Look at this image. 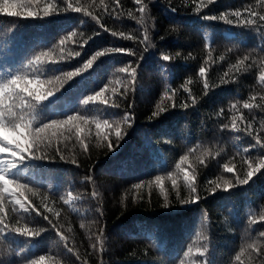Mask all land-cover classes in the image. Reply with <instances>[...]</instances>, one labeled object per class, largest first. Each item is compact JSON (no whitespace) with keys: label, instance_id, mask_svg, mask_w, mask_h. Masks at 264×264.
<instances>
[{"label":"trees","instance_id":"16d2710c","mask_svg":"<svg viewBox=\"0 0 264 264\" xmlns=\"http://www.w3.org/2000/svg\"><path fill=\"white\" fill-rule=\"evenodd\" d=\"M18 2L22 13L39 10L41 15L0 13V83L21 72L48 80L82 67L97 51L125 49L99 57L91 68L37 103L34 124L74 114L101 122L121 121L125 114L130 119L121 124L122 139L117 141L112 131L113 150L97 137L93 123L88 134H82L87 150L72 130L55 137L50 145L45 142L35 153H0V160L15 162L8 178L33 190L20 197L27 212L8 197L6 223L11 228L41 230L31 237L6 230L0 235V264H31L40 256L46 258L45 264H261L264 256L246 245L255 241L257 252L264 250L260 235L264 232V169L247 184L236 180L246 178L245 159L264 155L251 148L254 136L264 137V85L259 80L264 71V22L245 26L232 13L239 9L247 17L246 9H251L264 14V0H214L211 4L208 0H143L148 4L143 27L137 23L141 13L135 0H120L118 8L115 0ZM69 3L86 7L109 31L83 11L68 9ZM48 4L58 10L44 17L42 9ZM222 14L225 19L219 18ZM204 16L217 19L204 20ZM145 27L150 37L146 43L153 45L147 52L140 43ZM112 31L134 39L113 37ZM70 32L77 35L67 40L65 59L59 60L60 40ZM49 50L57 63L28 65L35 55ZM76 51L81 55L67 56ZM162 55L173 59L164 62ZM245 56L249 59L244 60ZM237 61H243L239 70ZM129 64L138 68L139 84L135 95L129 90L125 99L121 93L126 74L118 69ZM106 85L108 105L99 100L81 103ZM113 87L116 94L111 92ZM113 101L120 108L110 107ZM245 102L253 108H244ZM130 104L134 107L129 108ZM184 104L188 107H181ZM153 112L157 115L152 116ZM233 116L245 118L238 122L240 128L251 123L253 134L234 131ZM245 148L250 149L248 153ZM182 155H188L182 167L195 176L199 192V199L187 205L177 199V192L180 198L189 197L183 173L176 168ZM226 164L232 172L224 170ZM156 176L162 177L163 194L149 183ZM169 176L176 180L175 187ZM225 180L233 185L228 191ZM141 182L140 189L132 187ZM165 195L168 208L163 207ZM97 237H102L103 249Z\"/></svg>","mask_w":264,"mask_h":264},{"label":"snow or ice","instance_id":"6c2138e0","mask_svg":"<svg viewBox=\"0 0 264 264\" xmlns=\"http://www.w3.org/2000/svg\"><path fill=\"white\" fill-rule=\"evenodd\" d=\"M32 2L39 3V0H32ZM136 4L138 5L137 10L141 13V16L139 19H137V23L140 24L142 27L145 25V16L148 11V4L144 3L143 0H135ZM214 0H208V3H213ZM115 6L121 7L120 0H115ZM22 7L21 3L18 2V0H0V13L6 14L8 16H27V17H39L41 15V11H32L28 10L25 12L19 11V9ZM200 4H197L195 11H200ZM68 9H71L75 12H84L86 15L92 16V19L96 21L97 24H100V26L104 29L105 32L109 31L107 27H105L101 21L93 15L91 11H89L86 7L83 6H76L73 7L71 3L68 4ZM57 6L54 4H48L43 7L42 14L44 17L52 15L53 11H57ZM173 11L176 9L173 8ZM64 11H67V9H64ZM247 11V17L242 16V12L237 9L232 13L233 16L237 18V23L248 26V25H256L257 20L264 22V14H260L254 10L246 9ZM131 15V13H129ZM220 19H225V15L222 14ZM204 20H216V16H204ZM226 23L231 24V20H226ZM175 31V29H173ZM77 33L70 32L68 34V37L66 39L60 40V53L59 60L65 59V49L64 45L66 44L67 40L72 39L75 37ZM82 35V34H81ZM111 35L113 37L121 36L126 39H134L133 36H126L124 32H116L112 31ZM261 37H264V34H261ZM150 40L148 30L145 27L144 31V37L143 40L140 41L141 44L144 45V51L147 52L148 49L153 47L151 43H146ZM207 47V45H206ZM264 51V49H261ZM125 49L120 47H112V48H105L103 51H97L94 55L91 56V58L84 61V64L82 67H76L72 71L62 72V75L60 76H54L49 78L48 80H41L39 77L35 74H29L28 72H21L17 75L12 76L7 81L0 83V129H3V132H0V153H8L11 152L13 156H23L26 152H33L35 153L40 149V146L42 144H45L47 142V145H50L55 137L63 136L65 132H71L72 130L75 131V135L77 139L79 140L82 147L87 150V145L85 144L84 139L82 138V134L86 136L88 134L87 129L91 124H95L96 128V135L100 140L107 142V148L108 150H113V142L111 139L112 131L114 130L115 136L117 141L122 139L124 129H122L121 124L127 123L130 119V117L125 114L123 117V120L121 121H114L110 122L109 120H103L102 122L99 120H96L95 118H88L85 115H68L63 120H57L53 119L50 120L48 123H41L40 126H36L34 124V117H33V110L37 103L42 102L46 100L48 97L52 96L54 92H57L67 81L71 80L72 78L76 77L77 75L85 72L89 68L92 67L94 62L101 56H105L107 53H121L124 52ZM80 56L81 53L76 52H68L67 56ZM128 55H135L134 52L128 51ZM179 56V52L176 54ZM211 55V53H209ZM161 59L164 62H169L173 58L169 55H162ZM249 57L245 56L244 60H248ZM45 62L50 63H57L58 60L54 56L53 51H42L39 54L35 55L32 60L29 61L28 65L31 66H38L43 65ZM243 64V61H237L236 68L237 70L240 69V66ZM200 75L203 76L205 74V68H200ZM118 72L126 74L122 85L124 88L123 93L121 95L126 99L129 90L135 95L138 84H139V71L138 68L132 67L130 64L128 66L122 67L118 69ZM35 73V72H33ZM227 75V73L225 74ZM261 85H264V71L261 72V75L259 77ZM225 83L227 81H224ZM45 85H48V87H45ZM209 85L208 82L205 81L204 88L208 89ZM108 91V86L106 85L104 88H101L100 91L95 92L93 95L86 96L82 104H89L90 102L94 101H101L102 103L108 105V100L105 98V92ZM187 91V89H186ZM111 92L113 94L117 93V89L115 87L111 88ZM167 94V93H165ZM254 100L255 97H252ZM261 100H264V97H261ZM195 103V101H193ZM253 104L249 102L244 103V108L251 109L253 108ZM110 107L118 109L120 108V103L117 101H113L110 105ZM129 108L134 107V104L128 105ZM183 108H187L188 105L184 104L181 105ZM237 105L233 104L232 109H236ZM157 108L159 109V105H157ZM160 111H163L164 109H159ZM157 113L153 112L152 116H156ZM151 118V117H150ZM245 118L243 116H233L232 120V129L234 131H244L247 132L248 135H252L253 126L251 123H245L243 128H240L238 126V122H244ZM225 127H227L225 125ZM255 139V144L251 145V148H257L260 151L264 152V137H261L259 135H256L253 137ZM98 147L101 146L100 144L97 145ZM249 148H245V153L249 152ZM59 151V149L57 150ZM191 151V150H189ZM38 158V157H37ZM61 159H63V156H61ZM258 160V162H256ZM188 161V155H182L180 157L179 162L176 164V168L180 170L181 173H183V179L185 182V186L187 187L189 191V197L188 198H180L179 192H177V199L178 202L181 205H187L190 203H194L199 199V192L196 187V181L195 176L193 174H190L188 171H186L182 165L187 163ZM75 162V161H73ZM245 164H247L248 170L246 173V178L241 179L239 176H237L236 183L243 185L247 184L251 178L256 175L258 172L261 171V169H264V155H259L256 158H250L245 159L243 161ZM15 162L14 161H3L0 160V235L6 232H16L17 234L25 237H31V236H38L39 232L41 230H30L27 227H15L11 228L9 227V224L6 223V215H5V201L8 199V197L13 198V203L15 205H19L25 212L29 211L28 207H26L24 201L20 198L25 195V191L32 192L33 190L28 187L27 184L20 183L16 180L8 178V171L14 167ZM224 170L227 172H232L233 169L229 167L227 164L224 165ZM88 179H92V177H88ZM169 179H172V184L175 187L176 186V180L173 179L171 176H169ZM151 183H155L159 188L161 193H164V188L162 186V177L156 176L154 181H150ZM210 184L215 183L213 181H209ZM143 182L133 184L132 187L134 189H140L142 187ZM224 184L227 185L225 188V191H228L233 185L225 180ZM216 187H219V185H216ZM23 190V191H22ZM213 192L215 191V188L211 189ZM5 193L8 195L6 196ZM19 194V195H17ZM33 194H35L33 192ZM65 204H68L69 201L65 200ZM169 201L167 196L165 195V202L163 204V207L168 208L169 207ZM15 211V208L13 209ZM58 214V213H57ZM45 220L48 219L47 216L44 217ZM261 219L264 220V216H261ZM103 232V229L101 230ZM261 236H264V232L260 233ZM61 240H66L64 236L60 237ZM98 241H101V249H103V242L102 237H97ZM67 247V244H65ZM246 247L250 249L253 253H257L258 255L264 256V250H261L260 252H257V246L256 242L252 241L251 243L247 244ZM206 250V249H205ZM68 252H73L72 247H67ZM241 251H244L242 248ZM190 251L188 253H185V255H189ZM204 253L201 252L200 255H203ZM45 257L40 256L39 260L32 261L31 264H45ZM77 259H79V256L77 255ZM237 260L240 259V256L237 255ZM261 264H264V260L261 261Z\"/></svg>","mask_w":264,"mask_h":264},{"label":"clouds","instance_id":"9594fccd","mask_svg":"<svg viewBox=\"0 0 264 264\" xmlns=\"http://www.w3.org/2000/svg\"><path fill=\"white\" fill-rule=\"evenodd\" d=\"M0 132H3V129H0Z\"/></svg>","mask_w":264,"mask_h":264}]
</instances>
